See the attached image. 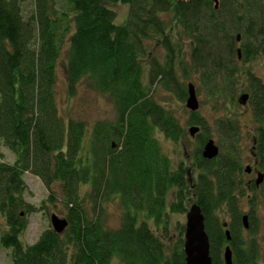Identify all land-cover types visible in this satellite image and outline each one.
I'll return each instance as SVG.
<instances>
[{
  "label": "trees",
  "instance_id": "trees-1",
  "mask_svg": "<svg viewBox=\"0 0 264 264\" xmlns=\"http://www.w3.org/2000/svg\"><path fill=\"white\" fill-rule=\"evenodd\" d=\"M26 1L0 0V142L13 155L11 162L0 160V214L6 224L0 244L10 249L11 264H185L184 226L173 236L170 214L185 212L193 196L204 217L211 264H224L226 246L232 264H258L254 217L247 229L241 220L240 198L247 188L235 118L217 119L220 151L206 159V125L197 110L190 111L187 124L200 128L192 182L183 161L174 166L163 151L159 134L176 143L186 132L154 97V88L158 83L186 100L177 71L186 77L187 63L171 31L177 28L188 41L191 69L208 92L233 103L237 47L245 61L264 50L262 0H219L217 9L211 0H30L25 16ZM119 2L128 5L122 22L108 6ZM147 40L160 43L166 56L161 62L147 59L145 84ZM63 51L67 95L85 83L94 87L112 101L111 120L88 127L60 114L55 89ZM246 76L260 153L264 83L251 72ZM25 172L41 180L48 200L58 182L67 220L62 233L49 227L32 244L20 239L27 215L35 211L24 199ZM110 201L120 208L115 228L105 222Z\"/></svg>",
  "mask_w": 264,
  "mask_h": 264
},
{
  "label": "rangeland",
  "instance_id": "rangeland-1",
  "mask_svg": "<svg viewBox=\"0 0 264 264\" xmlns=\"http://www.w3.org/2000/svg\"><path fill=\"white\" fill-rule=\"evenodd\" d=\"M116 13V21L122 22L125 20L128 5L122 3L108 4ZM32 3L27 0L23 4V14L26 16L30 13ZM262 9L264 12V0H262ZM165 21L171 24L170 15H164ZM172 36L176 42L181 46L179 53L181 61L187 63L186 77H182L180 69L177 74L187 90V83H193L195 87V93L198 100L199 107L196 113L203 119L206 129L203 134L212 138L217 145H220L219 137L216 132V121L218 118L224 115H232L235 119V125L238 131V145L240 147L241 164L243 166L250 165L256 167L255 157L252 155L253 136L257 124L252 118L251 109L249 104H240L238 97L244 92H248V81L247 73L249 71L258 77L262 83H264V50L262 53L251 57L247 61L244 60L243 55L241 60L238 61L237 77L238 84L236 85L235 99L233 103L226 101V97L218 94L217 98L214 99L208 92L206 86L199 79L198 73L194 72L190 66V50L189 44L184 39L177 28H171ZM146 52L144 61V83L148 84V65L147 59L155 57L160 62L164 60L166 51L162 45L155 40H147ZM65 51L61 53V56L57 62V84H56V103L60 114L64 119H82L86 122L87 126L90 127L97 120H111L114 117V105L108 96L101 94L98 90L88 84H82L79 86L76 94L73 97H69L66 93L65 84ZM154 97L160 104L171 111L181 122L185 128V136L174 143L170 140H166L161 134L158 138L161 142L163 151L170 157L171 162L174 166L183 161L185 167L188 168V176L195 181L198 170L194 167V154L197 150L198 142L195 135H190L188 129L191 125L187 124L190 116V109L186 107L185 100H180L176 95L166 91L158 83L154 88ZM225 100V101H224ZM223 105V106H222ZM228 105V106H227ZM227 106V107H225ZM264 152V151H263ZM0 160L11 162L13 155L9 150L0 142ZM264 168V167H263ZM264 171V169L262 170ZM252 177H256V174H252ZM190 180V182H191ZM246 180V178L244 179ZM24 181L26 184V191L24 192V199L35 207V211L27 215V225L20 235V239L24 244H32L35 242L41 232L51 227L50 216L56 214L59 218H64V205L62 202V196L60 193V185L58 182L53 183L52 199L48 200L49 191L41 182V180L33 175L32 173L25 172ZM246 194L253 197L255 210L253 211L254 223L256 231L254 237L258 243L259 254L258 264H264V183L260 186L259 190L255 192L246 191ZM246 196V195H244ZM194 197V196H193ZM192 197L191 201L186 205V209L190 207L194 202ZM172 199L171 193L168 197V202ZM246 197L240 198L241 210L246 213L248 209L252 211L251 205L245 200ZM42 207V210H41ZM170 214V229L171 234L176 236L181 226H185L186 212ZM105 222L110 228H115L120 224V208L116 201H110L105 206ZM221 217L227 218L226 214H220ZM150 226L154 228L153 224ZM52 228V227H51ZM6 230V224L3 216L0 214V232ZM245 237L249 235L244 233ZM184 236V235H183ZM0 264H11L10 249L1 246L0 244Z\"/></svg>",
  "mask_w": 264,
  "mask_h": 264
},
{
  "label": "water",
  "instance_id": "water-1",
  "mask_svg": "<svg viewBox=\"0 0 264 264\" xmlns=\"http://www.w3.org/2000/svg\"><path fill=\"white\" fill-rule=\"evenodd\" d=\"M182 1V0H177ZM186 1V0H185ZM214 4V8L219 6V0H211ZM239 40V35H237ZM238 53L240 52L237 49ZM247 94H242L239 101L245 103ZM186 107L191 111H196L199 107L198 100L195 93V87L193 83H187V97L185 100ZM198 126L192 125L189 127L188 132L190 135H194L198 131ZM219 148L215 144L212 138H208L202 149V156L206 159H212L218 155ZM262 180V176L256 180L258 184ZM242 222L244 227H247V216H242ZM50 223L52 229L57 233H62L67 226L66 218H59L56 214L50 216ZM226 238L229 240V232H225ZM183 250L185 254V264H211V257L209 254V239L204 227V217L198 204L193 203L190 205L186 212V222L184 226V243ZM224 264H232V253L229 246L224 249Z\"/></svg>",
  "mask_w": 264,
  "mask_h": 264
},
{
  "label": "flooded vegetation",
  "instance_id": "flooded-vegetation-1",
  "mask_svg": "<svg viewBox=\"0 0 264 264\" xmlns=\"http://www.w3.org/2000/svg\"><path fill=\"white\" fill-rule=\"evenodd\" d=\"M237 49H239V51H241L240 50V47H237ZM237 53H238V51H237ZM241 57H242V54H241V52H239L238 53L237 60L240 61L241 60ZM242 94H247V99H246L245 103H241L239 101V99H240V97H241ZM242 94H240V96L238 97V102L241 105L242 104H248V100H249V97H250L249 91L248 92H244ZM198 128H199V126H198ZM199 131H200V128L198 129L197 132H195V134H194L195 135V138H196L197 133H199ZM256 142H257L256 141V137L254 135L253 136L252 155L255 157L256 167L253 168L249 164L246 165V166H243V164H242V166H243V185L247 188V190H249V192H255L256 190H259L260 186L264 183V171H262L264 169L263 168L264 167V152H263L264 149L262 150V152L259 153L258 152V149H257V146H256ZM203 145L201 147V155H202ZM217 146H218L219 151H220L219 145H217ZM254 173L256 174V177L255 178L252 177V174H254ZM259 175L262 176V180L257 184L256 183V180L259 177ZM245 178H246V180H244ZM245 200L248 201L250 204H252L251 207H250V208H252V211H251V209L250 210L248 209V211L246 213H243V211L241 210V220H242V216L243 215H246L247 216V227H244V225H243V228L244 229H247L248 228V225H249L248 223H249L250 216L254 217L252 213L255 210L254 209L255 206H254V203L253 202L252 203L250 202L251 200H253V197H250V195L246 194V199ZM240 209H241V206H240ZM226 224H227V222H225L224 226H226ZM242 224H243V222H242Z\"/></svg>",
  "mask_w": 264,
  "mask_h": 264
}]
</instances>
